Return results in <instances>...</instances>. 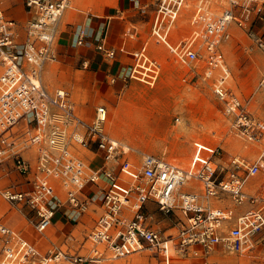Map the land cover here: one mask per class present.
<instances>
[{
  "label": "built area",
  "instance_id": "obj_1",
  "mask_svg": "<svg viewBox=\"0 0 264 264\" xmlns=\"http://www.w3.org/2000/svg\"><path fill=\"white\" fill-rule=\"evenodd\" d=\"M4 1L0 0V163L9 161L21 179L0 193L18 210H29L28 222L39 233L51 226L64 206L85 214L94 202L84 194L89 183L99 187L103 212L89 234L88 254L66 251L57 244L44 253L19 231L0 224L1 264H103L144 249L152 250L157 264H183L193 246H199L207 258L215 251L248 256L259 242L264 245L259 238L264 231V179L252 181L264 161V118L253 117L249 102L228 86L230 71L221 54L222 44L232 36V22L245 28L264 20V0H228L220 12L212 0H196L189 19L191 33L177 43L170 40V33L189 0H158L154 9L150 38L164 44L174 61L195 76L197 68H203L205 77L216 74L214 92L225 111L234 116L247 140L262 146L254 160L225 158L222 148H216L213 158L196 172L149 153L140 163H131L125 156L130 147L106 130V105H99L95 116L86 120L66 88L50 90L44 85L46 67L60 61L57 34L71 0H21L27 13L24 22L7 12ZM142 10L148 13L147 8ZM109 27L95 34L96 50L109 60L118 53L131 55L134 61L126 79L155 85L164 65L151 55L150 38L140 49L130 50L128 42L138 36L132 27L126 30L123 44L110 47ZM87 37V27L77 24L74 46H85ZM258 45L264 48L261 39ZM82 65L89 67V61ZM260 82L264 90V72ZM84 152L100 157L102 163L92 167ZM121 156L125 159L120 162ZM126 168L129 181L120 183ZM192 179L202 185V193L184 189ZM147 201L167 213L181 214L175 234L151 226L143 211ZM245 204L248 208L237 213L236 208ZM202 264L214 263L205 259Z\"/></svg>",
  "mask_w": 264,
  "mask_h": 264
},
{
  "label": "rangeland",
  "instance_id": "obj_2",
  "mask_svg": "<svg viewBox=\"0 0 264 264\" xmlns=\"http://www.w3.org/2000/svg\"><path fill=\"white\" fill-rule=\"evenodd\" d=\"M195 4L196 0H189V6L185 8L184 13L177 21L175 27L172 28L170 33V40L172 42H180L190 35L192 28L189 19ZM212 4L215 11L220 12L221 9L228 4V0H212ZM260 21L264 20H257L251 26L249 25L245 28L239 27L235 22H232L230 27L232 36L222 44L221 54L225 64H227L231 72L228 86L239 97L249 102V109L252 114L254 113L253 111L258 108L261 113L255 116L264 118V90L262 89L263 86L260 85L263 74L262 71L264 70V48L258 45L259 39L264 42V32L257 33L256 28V24ZM63 36L64 33L61 34L58 42L63 40ZM175 37H177V40H175ZM152 44L156 46L155 44L157 43L152 40L150 42V48ZM164 47L166 48L167 54L163 56L164 58L160 57L164 68L159 81L151 86L137 80H131L138 84L136 90L144 95V97L163 88L170 90V107H172L171 116L173 120L168 136L170 138H175V140L180 141L182 144H186V146L184 145V148L186 147L184 152H187V154L184 156L180 155L181 152L179 155L177 153L172 154L169 151L170 149L166 147L162 149L160 153H157V155L166 158L169 156L172 158V161L177 163L180 162L181 166L191 172H196L203 162L209 158H213L212 153L216 148H222V154L225 158L240 156L248 158L249 160L256 159L261 153L262 146L247 140L235 125L234 116L225 111L224 104L220 102L214 92L216 74L210 78L205 77L203 75V68H197L196 71H199V74L195 76V73L189 70V67L174 61L168 48L165 45ZM80 53L81 52H78L77 55H80ZM64 61V58L61 57L60 54V61L50 64L52 67V71H50L51 76L48 78V83L45 84L44 82V85L50 90H54L57 87L66 88L79 106L85 105L86 101L91 100L89 92H91L94 87L93 81H91V73L74 70L73 67L64 69L61 67ZM79 67H81L80 63L77 68ZM178 70L183 72L182 75L178 76L179 78L174 76L175 72ZM183 77H186V80ZM84 81L87 82L85 85H83ZM81 85H83L82 95H77L75 92L77 89L81 88ZM97 86L100 94L107 92L104 94L113 96L110 92L112 88L110 83L98 84L97 82ZM102 103L106 104L108 107H112V104L109 105L107 102H104L103 99H100L99 104ZM107 122L108 119L106 124ZM114 138L119 140L116 137ZM119 141L126 144L125 141ZM136 152H138L137 148L130 147L129 153L125 155L133 164H138L135 158ZM124 159L125 157L121 156L119 161H124ZM121 171V166L116 168L117 174ZM127 171L128 169L126 168V178L122 176V178L118 179V182L124 183L126 181L127 184L129 181ZM13 172L14 170L10 166L9 161L1 162L0 183L1 181H4L5 184L12 182L13 180H9L8 177L10 174H13ZM263 179L264 162L262 163L260 173L252 178V181L260 182ZM1 188L2 187H0V189ZM85 190L89 191V193H93L95 188L92 184H88ZM1 205L4 210L8 208L7 200L2 194H0V206ZM247 208L248 205L245 204L236 208V211L237 213H241ZM100 211L101 210L97 208L96 212L90 211V213L85 216L84 214L78 215L73 211L76 217L71 219V223L66 228V233L68 235L73 233V235L78 236L77 243L74 242L72 247L75 246L74 248L80 249L83 254H88L91 251L92 243L89 240V234L95 225ZM143 211L148 214L151 225L163 233L166 231L167 233L171 231L175 232L182 217L178 212L167 213L160 210L154 201H150L143 208ZM14 221L16 220L14 219L13 222ZM75 224H78V226H75ZM33 232L39 234L35 229H33ZM189 253L197 256L195 259H192V264L202 263L203 259L199 256H201L203 251L199 246L190 248ZM153 255L154 253H152L151 249H144L134 252L124 258L128 261H130V259L135 260V264H157ZM220 256L217 255L214 256V258H216L215 260L217 261L224 262L223 264H253L250 258L245 257L246 255L221 254ZM224 256H226V258ZM192 260L189 259L186 260V262H192Z\"/></svg>",
  "mask_w": 264,
  "mask_h": 264
},
{
  "label": "crops",
  "instance_id": "obj_3",
  "mask_svg": "<svg viewBox=\"0 0 264 264\" xmlns=\"http://www.w3.org/2000/svg\"><path fill=\"white\" fill-rule=\"evenodd\" d=\"M4 2L6 3L5 8L7 9V12L12 17H15L20 22H24L27 19V13L21 0H5ZM157 2L158 0H71L70 6L64 11V14L60 19V25L57 34V39L59 40L61 34L64 33L63 40L58 42L61 57H63L65 60L61 67L64 69H67V67H73L74 70L90 72L91 81H93L92 83L94 84L92 91L89 92L91 99L90 101H86V104L81 106H79L75 101L77 104L78 113L86 120H91L95 116L96 108L99 105H106L104 103L99 104L100 99H103L104 102H107L109 105L112 104V107L107 106L108 122L106 124V130L113 138L116 137L119 140L125 141L127 146L138 149V152H136L135 155L138 163L141 162V158L144 154L149 153L157 155V153H160L161 150L166 147L170 149L169 151L172 154L177 153L179 155L180 152L181 156L187 154V152H184L186 149V147L184 148V145L186 146V144H182L180 141L175 140V138H170L168 136L173 120L171 116L172 107H170L171 93L170 90L163 88L144 97V95L136 90L138 84L135 83V81L126 79L128 66L133 63L134 58L129 54L118 53L115 59H107L103 53L99 52L95 48V34L100 30L107 29L108 25L110 24L108 45L115 48L123 44L126 30L128 28L134 27L138 30V36L128 42V48L130 50L140 49L144 42L150 38L151 23ZM143 8H147L148 13L144 14L142 12ZM77 24L84 25L88 29L86 45L83 47L74 46L73 44L72 35ZM256 28L257 33L264 32V21L258 22L256 24ZM152 40L153 39L150 38V42ZM175 40H177V37H175ZM155 45L156 46L152 44L150 53L152 56L160 60V57H163L165 54H167V51L163 44ZM78 52H81L80 55H77ZM84 60L89 61V67H83L82 61ZM79 63L82 68H77ZM50 64L46 67L43 75V81L45 84L48 83V78L51 76L50 71H52V67ZM262 72H264V70ZM182 74L183 72L178 70L175 72L174 76L179 78L178 76ZM112 78H115L114 82L111 81ZM97 82L98 84L110 83L112 85L110 92L113 96L104 94L107 92L100 94ZM86 83L87 82L84 81L83 85ZM83 85H81V88L76 90L75 93L77 95H82ZM137 109H142L148 113H155V116L162 127L157 136H149L150 134L145 129H130L127 122L133 119L129 117V114ZM253 112V117L262 119L255 116L256 114L260 115V109L256 108ZM123 144L125 143L123 142ZM84 157L94 168L102 163L100 157H95L94 154L90 152H84ZM168 159L172 160V158L169 156ZM178 163L180 164V162ZM8 179L13 181L7 184H5L4 181H1L0 187L3 188L19 181L21 176L16 171H14L13 174H10ZM190 182V184L187 183L184 186L185 190H196L202 193L203 189L200 183L194 179L190 180ZM89 184L93 185L95 191L93 193H89V191L84 189V194L87 195V197H90L94 202L90 203L89 209L84 214V216L89 214L90 211L96 212L97 208L101 210L99 214L100 216L103 212V207L101 205V193L99 191V187L93 183ZM149 202L150 201H147L145 206ZM7 204L8 208L6 210L3 209L2 205L0 206V224H4L15 229L16 231H19L44 253L48 252L52 248L53 244H57L66 251L68 250L74 253L77 252L79 254H83L81 253L80 249L74 248L75 246L72 247L74 242L77 243L78 236L73 235V233L70 235L66 233V228L71 223V219L76 217L73 210L69 206H64L58 210L53 218L51 226L46 229L44 233L37 234L33 232L34 228L28 222L29 210L24 209L23 211H20L13 207L10 202L7 201ZM14 219L16 221L13 222ZM78 224H75V226H78ZM152 227L155 228L154 226ZM177 231L178 228L175 230V232L171 231L170 233H176ZM263 232L259 235V238L264 241ZM164 233H167V231ZM253 254H249L245 257L250 258V261L253 264L264 263V245L262 243L259 242L257 244L255 250H253ZM217 255L220 256L221 254L215 251L207 258L204 257L203 254H201L199 257H201L203 260L208 259L214 264H223L224 262L215 260L216 258H214V256ZM196 257L197 256H194L192 253L187 254L184 256L183 264H192V259H195ZM224 257L226 258V256ZM189 259H191L192 262H186V260ZM126 260L127 259L123 257L106 261L103 264H129V262H127L128 260ZM51 264L69 263L60 262Z\"/></svg>",
  "mask_w": 264,
  "mask_h": 264
},
{
  "label": "bare ground",
  "instance_id": "obj_4",
  "mask_svg": "<svg viewBox=\"0 0 264 264\" xmlns=\"http://www.w3.org/2000/svg\"><path fill=\"white\" fill-rule=\"evenodd\" d=\"M134 112L132 111L129 114V117L131 119H133V120L127 122L128 123V126L130 127V129L131 130L137 129V128H141L142 130L145 129L150 134L149 136H152V137L157 136L158 135V132H160V130H161V124L157 120V118L155 116V113H148L147 111H143L142 109H137ZM134 121H136V122H134ZM126 148H127V145H126ZM187 183L190 184L191 182L190 181H187L186 184ZM226 261H227V259H226ZM127 262H129L130 264H135L136 263L135 260H131V259H130V261H127Z\"/></svg>",
  "mask_w": 264,
  "mask_h": 264
}]
</instances>
